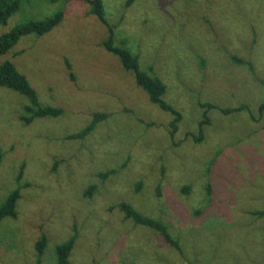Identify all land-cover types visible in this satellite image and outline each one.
Segmentation results:
<instances>
[{
	"label": "rangeland",
	"instance_id": "374dc122",
	"mask_svg": "<svg viewBox=\"0 0 264 264\" xmlns=\"http://www.w3.org/2000/svg\"><path fill=\"white\" fill-rule=\"evenodd\" d=\"M101 1L115 43L166 85L165 101L182 115L178 130L170 139L173 117L102 48L107 30L90 5L38 0L26 8L39 18L65 15L43 37L21 39L0 63L12 61L39 101L63 115L25 125L27 100L0 88V202L22 186L17 218L0 223V264H36L41 234L48 240L41 264H55V246L73 230L69 264H264V216L252 214L264 211V0ZM29 15L22 11L0 34ZM203 104L245 105L249 114ZM205 111L210 123L199 139ZM94 113L110 116L84 140L68 139ZM111 169L105 181L96 177ZM120 202L166 223L181 253L111 209Z\"/></svg>",
	"mask_w": 264,
	"mask_h": 264
},
{
	"label": "trees",
	"instance_id": "16d2710c",
	"mask_svg": "<svg viewBox=\"0 0 264 264\" xmlns=\"http://www.w3.org/2000/svg\"><path fill=\"white\" fill-rule=\"evenodd\" d=\"M90 5L89 14L94 15L98 21L106 28L107 36L102 41V48L116 57L120 63L122 69L131 74L134 78V83L137 88L142 90L148 98L150 104L156 106L161 111L170 114L173 119L169 126V137L172 139L178 130V124L182 119L181 113L176 110L171 104L165 101L164 96L167 92V87L164 82L154 75L151 71L143 70L140 66L139 56L133 53L125 43L116 44L114 41V29L111 26L105 16L103 4L101 0H83ZM38 0H0V29H4L8 26L9 21L19 15L22 11L29 13L30 15L20 22L15 23L8 31L0 34V56L8 54L21 39L29 36L35 38H41L44 35L50 33L57 26L61 24L64 19V10L54 12L50 16L40 17V14L32 13L26 10L28 7H34ZM231 59L240 64L245 65L253 72L252 65L236 58ZM69 75L73 79L71 73V65L66 63ZM0 88L13 92L23 99L27 100V104L24 105V113L20 117V120L25 125H30L37 119H56L63 115L62 108L54 107L50 105H44L39 101L38 94L31 87L27 77L24 76L15 64L10 60H4L0 63ZM201 107H205L209 110H217L222 115H230L233 113L248 112V108L245 105L231 108V109H219L212 104H203ZM258 113L260 117L264 118V104L259 105ZM110 115L107 113H94L92 114L91 121L79 132L68 136L70 140H84L90 133H92L98 124L108 119ZM251 119H254L251 116ZM257 121V120H255ZM210 123L207 117V111L203 113V120L198 125L199 139L203 135V127ZM3 151L0 146V165L3 160ZM22 166L19 171L17 179L19 180L22 175ZM116 169H111L106 172L98 173L97 178L100 181H105L109 176L115 175ZM142 187V183L138 182L135 185V190L138 191ZM22 186L18 185L11 190L0 202V223L5 219L17 218V203L21 198ZM96 191V186L88 187L84 192L85 198H91ZM189 191L188 187L183 188V192ZM208 194L210 195L209 186H207ZM116 208L123 215V218L130 221L134 226L144 227L155 232L170 248L178 253H181V246L179 240L174 238L169 227L162 220L146 216L138 212L132 205L127 202H120L118 205L111 207ZM253 215L262 217L264 211L252 213ZM77 240V232L73 230L72 235L64 242L58 244L54 248L55 264H69V258L71 252L75 246ZM47 238L44 234H41L38 240L35 242L34 248L36 252V264H41V258L45 253L47 247Z\"/></svg>",
	"mask_w": 264,
	"mask_h": 264
}]
</instances>
